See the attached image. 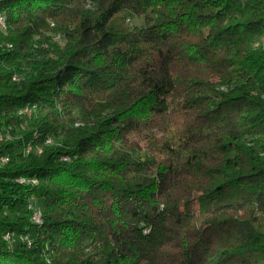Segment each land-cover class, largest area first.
<instances>
[{"label": "trees", "instance_id": "1", "mask_svg": "<svg viewBox=\"0 0 264 264\" xmlns=\"http://www.w3.org/2000/svg\"><path fill=\"white\" fill-rule=\"evenodd\" d=\"M0 17V264H264V0Z\"/></svg>", "mask_w": 264, "mask_h": 264}, {"label": "built area", "instance_id": "2", "mask_svg": "<svg viewBox=\"0 0 264 264\" xmlns=\"http://www.w3.org/2000/svg\"><path fill=\"white\" fill-rule=\"evenodd\" d=\"M12 81H15V76L12 78ZM18 113L24 114V108H22ZM25 118L28 119L29 117H25ZM10 139L11 138L8 137V135H0V143L5 142V141H10ZM30 147L40 148L39 146H33V145H30ZM25 154H29V147L27 148V153H25ZM8 159H9L8 156L3 155L4 161H7ZM16 183L19 185H24V184H30L31 185L30 179H25V178H17ZM26 211L29 213V222L34 224V225H38V221H39L40 217H42L41 212H38V206H36L32 201H30L29 207L26 209ZM3 236H7L8 240H12V233L5 232L3 234ZM22 238L24 240V243H30L31 244V241L28 238H26V237H22Z\"/></svg>", "mask_w": 264, "mask_h": 264}, {"label": "bare ground", "instance_id": "3", "mask_svg": "<svg viewBox=\"0 0 264 264\" xmlns=\"http://www.w3.org/2000/svg\"><path fill=\"white\" fill-rule=\"evenodd\" d=\"M0 30H2V31H4L5 30V24H4V20H3V18L2 17H0ZM17 80V77L15 76V81ZM31 112H32V110L29 108H24V114L26 115V116H30L31 115ZM51 143V140L50 139H48L47 141H46V145H48V144H50ZM29 147V153L30 152H32V151H35L37 154H40L41 152H42V149H41V147L40 148H38V147H35V148H33V147H30V145H27L26 147H25V153H27V148ZM63 160H66V158H64ZM8 162V160L7 161H4L3 160V157H0V168H2L6 163ZM30 182L31 183H34V181L33 180H30ZM39 206V205H38ZM29 207V203L27 204V208ZM38 212H41L40 211V209H39V207H38ZM41 223V217H40V219H39V221H38V224H40ZM2 238H3V240H5L7 243H8V245L9 246H14L16 243H19V242H24L23 241V239H21V238H16V237H14V236H12V240H8L7 239V236H2ZM12 248V247H11Z\"/></svg>", "mask_w": 264, "mask_h": 264}, {"label": "rangeland", "instance_id": "4", "mask_svg": "<svg viewBox=\"0 0 264 264\" xmlns=\"http://www.w3.org/2000/svg\"><path fill=\"white\" fill-rule=\"evenodd\" d=\"M129 25H130V29H133V28H140L141 26H143V20L141 18H134L132 20L129 21ZM25 118V117H24ZM30 117L26 120H29ZM11 138V137H10ZM52 142V141H51ZM53 143V142H52ZM49 146V145H48ZM60 161L61 162H68L69 159H67V161H62L61 158H60ZM14 182L16 183V179L14 180ZM42 224V223H41ZM40 224V225H41ZM38 225V226H40ZM24 241V240H23Z\"/></svg>", "mask_w": 264, "mask_h": 264}]
</instances>
